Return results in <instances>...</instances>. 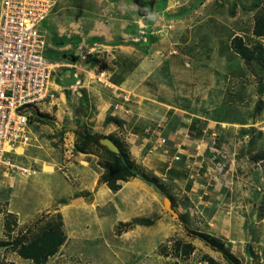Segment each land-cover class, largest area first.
Segmentation results:
<instances>
[{
    "label": "crops",
    "instance_id": "crops-1",
    "mask_svg": "<svg viewBox=\"0 0 264 264\" xmlns=\"http://www.w3.org/2000/svg\"><path fill=\"white\" fill-rule=\"evenodd\" d=\"M155 1L157 4L163 0ZM179 1L183 4L178 5ZM202 1L191 0L189 4L187 0H166L163 11L168 14L166 23L190 24L188 30L170 28L163 16L157 17L161 24L150 26V44L145 49L129 42L139 27L133 25L134 17L129 11L132 8L122 3L116 6L109 3L104 9L101 0L83 2L82 7L86 5V13L91 12L92 19L66 33L53 27L57 10L42 23L44 27L40 25L47 56L54 53L57 58H66L59 52L70 48L67 44L94 40L98 47L101 45L112 54L116 67L107 81L111 88L96 81L94 66L78 72L69 69L70 74L64 76V71L59 70L52 84L55 99L52 104L40 106L37 113L61 112L70 114L69 119L78 115L80 122L68 126L69 134L75 137L74 132L81 127L107 137L127 154L137 173L136 178L118 182L120 188L114 193L100 183L103 173L100 159L88 152L79 153L69 164L74 180L70 179L73 184L69 187H55L56 176L50 173L56 165H50L51 158L35 157L38 169L30 178L9 177L8 183L17 182L18 187V192L13 193L17 198H12L20 202L16 206L14 200L10 201L8 213L20 216L21 224L28 223L42 210L51 209L61 216L67 232L64 227L66 239L56 256H91L88 257L91 260L93 256L103 258L102 253L108 249L106 257H115L119 264H124L126 257L130 258L127 264H171L172 261L164 263L166 257L155 249L156 244L168 242L170 236V226H164L170 220L163 208L164 198L170 200L178 218L183 207L195 215L202 209L211 210L209 201H213L211 207L219 206L214 201L218 198L217 188L209 180L208 168L213 164L209 158L221 155L228 161L236 153L246 155L243 136L258 134L250 118V105L252 101L260 102L263 108L258 113L263 111L264 78L256 82L246 62L232 50V40L240 37L239 30L235 33L236 27L230 28L233 23L227 26L231 36L220 39L223 42L218 40L217 26L209 29L202 25L213 17L212 13L203 14ZM171 3L175 12L170 10ZM188 10L190 14H186ZM190 16L198 18L195 24L190 22L192 19L188 21ZM190 31L196 39L183 35ZM257 40L264 48V35ZM210 47L217 53H210ZM219 51L225 55L219 56ZM185 57L192 59L191 66L183 63ZM220 65L236 67L237 74L229 68L213 69ZM71 79L82 80L89 98V110L83 109V113L69 109L65 91L75 88L68 85ZM74 96L70 100L76 103ZM110 117H115V121ZM140 119L143 121L139 122ZM157 125L161 127L157 129ZM141 128L144 131L139 135ZM23 158L16 160L21 163ZM161 224L163 233L159 235ZM90 242L96 243L94 252L87 250ZM209 251L204 254L215 261L214 253Z\"/></svg>",
    "mask_w": 264,
    "mask_h": 264
},
{
    "label": "rangeland",
    "instance_id": "rangeland-1",
    "mask_svg": "<svg viewBox=\"0 0 264 264\" xmlns=\"http://www.w3.org/2000/svg\"><path fill=\"white\" fill-rule=\"evenodd\" d=\"M70 1L60 0L56 7L57 0H53V8L50 12L51 15L55 10L59 12L53 27L59 31H64V33H66V31H73L78 28V24L81 23V25H83L92 19V13H86V5L82 7L83 2L89 4L90 0ZM101 1H104V9L106 7L105 5L109 3L114 4V6L122 3L126 8H132V10L129 9V11L134 17L135 23L133 22V25L138 26L139 31L129 39L131 44L150 41L147 39L150 26H152L153 23L158 24L161 21L157 17L163 16L164 23L168 22V14H164L163 12L167 5L166 0H163L164 2L158 1L157 4L155 0ZM187 1L189 4L191 3V0ZM182 4L183 2L179 1L178 5ZM200 6L204 7V15L207 13L213 14V17L206 20L202 25L208 26L209 29L211 26H217L218 29H220L218 38L219 42H223L220 39L223 38L226 40L231 36V27H236L235 33L239 30L238 35L240 37H236V40L239 39L242 44L254 51V58L251 62L249 61L244 64L247 65L250 74L254 75L256 82L261 80L262 77L264 78V56H262L264 48L258 43L257 38L259 36L255 34V28L261 24L259 17L261 15L264 16V0H246L245 3L243 0H203L202 3H200ZM174 7L175 5L171 3V12L176 11ZM109 8L112 9V7ZM214 10H217L218 13H213L212 11ZM171 12L170 14L172 16ZM50 14L48 17L51 16ZM131 14L128 13V17H130ZM186 14H190V10H188ZM197 19V17L191 18L190 16L188 21L191 20L190 22L195 24ZM230 23L233 24L229 28L227 26ZM102 24H104V22H102ZM166 24L170 26V28L177 27L181 32L188 30L187 27L190 25H182L179 24L178 21H172L171 24ZM43 25L45 24H42V26ZM88 27H90V24H88ZM241 33H244V35ZM183 35L188 38H195V34L191 31ZM191 38L190 40L192 42ZM81 43L88 44L89 46L96 45L94 40H85V42ZM75 44H67L70 48L59 52L62 55H67L66 58H57L54 53H51L48 56L46 55V57L52 62H57L59 60H64V62L69 61L66 64L73 63L74 66H79L78 70L81 68L85 69L87 66L88 68L94 66L96 67L94 69V74L98 75L104 73L105 80H103V82L106 83L111 72H113L116 67V62L114 61L112 54L102 49L101 45H99V47L96 45L97 48H94L90 55L86 56L85 59H81L75 56ZM212 47H210V53H217L215 48L212 49ZM97 49L98 51H95ZM176 52L179 51L177 50ZM218 53L219 56L225 55L223 51H219ZM185 58L186 60L184 59L185 62L183 63H187L186 67L191 66V63H193L192 59ZM61 61L59 63H61ZM219 68L221 70L229 68L234 74L237 72L236 67L233 68L225 65L222 67L220 65L213 69L219 70ZM69 69L64 70L62 75H69L70 73L67 72ZM78 70L75 71L78 72ZM254 73L261 74V77L259 78V75ZM75 75L77 77V73H75ZM77 81L79 84L76 86L74 85L75 88L70 89V91L66 90L65 95L68 100L69 109H75L77 113H83V109L89 110V98L85 93V87L83 86L82 80L77 79ZM98 83L107 88H111V86L107 84ZM72 94L75 95L76 103L71 102L70 100ZM262 108L263 104L257 101H252L250 105V118L253 126L256 127L255 131H257L258 134L255 136L247 134L243 136L245 138L243 141L246 149L245 156H242L244 154L243 152V154L240 153L241 155L236 153L235 157H228V161L221 157V155L220 157L209 158V160L213 161V164H210V166L208 165V171L210 174L209 180L214 183L217 188L216 192L218 198L214 201H217L216 204L219 206L213 208L211 207L213 201H209V208L211 210L202 209L201 211L196 212L195 215L183 207V212H181L182 210L180 211L181 215L179 218L178 214L172 207L171 209L176 213L177 218L166 212L167 216L170 217V220H166L164 226L165 228L167 225L170 226L169 240L168 242H161L158 246L156 244L157 242H155V249L158 254L161 253L163 257H166V259L163 260L164 263L172 261L171 264H203L204 258L208 257L204 253L210 250L214 253L215 259H218V262L215 260L218 264H264V120L262 119L264 118V109L261 113H258ZM126 109L127 108H124V110ZM126 113H128V110H126ZM57 115L54 111L52 114L36 113L32 115L30 118V128L32 131L31 142H29L26 147L16 150L13 160L15 161L18 157H25L20 164L37 170L38 163L34 161L35 157H42V160H48L51 158L49 162H52L53 164L50 163V165L56 166L54 172L50 174L56 176L57 180L54 181L56 184L55 187L62 189L64 186L69 187L73 184L72 181H74L71 177V169L69 168V165L64 166L63 163V157L68 148H72L75 155L90 152L100 159V164L109 162V158H107L105 151L95 143L87 142L76 136L73 137L71 133L69 134L68 126L72 125V123L76 124L80 122V120H78V115L74 114L72 119L68 118L70 114L59 112ZM109 119L115 121V117H110ZM142 121L143 120L140 119L139 122ZM160 127L161 126L157 125V129ZM143 131L144 130L141 128V130L138 131V134L140 135ZM250 137H253L254 139ZM80 147L82 149L80 150L81 152L78 151ZM240 149L241 148L237 147V150ZM239 155L240 157L237 158ZM76 158L77 157L75 156L74 159ZM29 160L34 161L36 164ZM104 172L103 169V173L100 176V183H102L101 179ZM12 176L18 178L31 177H24L20 174H3V172L0 171V264H33L29 260L22 261L23 259L17 255V250L14 244L20 237L24 240H30L34 236H37L44 230L50 228L52 225H57L58 219L56 217H58V214L53 213L51 209L42 210L32 218V220H29L28 223L21 224V222H19L20 216L8 213L10 201L14 200L13 204L16 206H18L20 202L18 199H14L17 198V194L13 196V193L18 192V187L16 186L17 182L8 183L9 177ZM70 179L72 180L71 182ZM6 183H8V186ZM212 187L215 189L214 186ZM189 214L191 217H188ZM61 223L63 233L64 227L65 232H67L66 226L63 225L62 218ZM162 227L163 225L161 224V226H159V235H162L163 233ZM205 238L210 239L212 243L210 244L209 241H205ZM179 241L185 244H190L193 247V250L189 255L181 256L180 254H177L179 252L175 251V242ZM95 246L96 243L90 242L87 245V250H90L89 252H94ZM162 251H164V254ZM108 254L109 250L107 249L102 253L103 258L93 256L91 260L88 259V257L91 256H87V258H67L62 257V254H59L57 256L55 255L53 259H49L46 264H119V260L115 257H106ZM129 261L130 258L126 257L123 263L127 264Z\"/></svg>",
    "mask_w": 264,
    "mask_h": 264
},
{
    "label": "built area",
    "instance_id": "built-area-1",
    "mask_svg": "<svg viewBox=\"0 0 264 264\" xmlns=\"http://www.w3.org/2000/svg\"><path fill=\"white\" fill-rule=\"evenodd\" d=\"M52 8L53 0H0V171L3 174L30 177L36 173L14 161V154L31 142L32 115L55 99L52 91L55 75L59 70L79 68L46 57V43L39 27ZM94 48L96 45L79 44L75 56L85 59ZM96 80L104 83L105 74L96 75ZM78 84L76 80L75 86ZM75 156L73 149L68 148L63 157L64 166Z\"/></svg>",
    "mask_w": 264,
    "mask_h": 264
},
{
    "label": "trees",
    "instance_id": "trees-1",
    "mask_svg": "<svg viewBox=\"0 0 264 264\" xmlns=\"http://www.w3.org/2000/svg\"><path fill=\"white\" fill-rule=\"evenodd\" d=\"M260 23L257 28H255V34L257 36L264 35V16L261 15L259 17ZM232 50L237 53L246 63L251 62L254 58V51L250 50L247 46L242 44V42L236 37L232 40ZM261 54V53H260ZM264 56V53H262ZM76 137L82 140H85L90 143H95L97 146L102 148L109 158V162H104L100 164V166L104 169V174L102 176V183L106 184L112 192L118 191L120 186L117 184L118 182H126L131 178H136L137 173L134 171L132 164L129 162L127 154L120 148L119 154H113L109 152L106 148L101 146L98 143L99 139L107 138L103 135L99 134H91L85 128H78L75 132ZM81 147L78 149L79 152ZM149 184H153L150 181H147ZM58 219L57 225H52L50 228L44 230L37 236H34L30 240H24L20 237L14 244L17 250V255L23 260H29L33 264H46L49 258L54 256L59 248L65 242V235L62 230L61 217L58 215L56 217ZM205 241H209L210 244L212 241L210 239L205 238ZM193 250V247L190 244H185L182 242H175V251H178V255L181 256L189 255ZM206 264H218L213 259L206 257L204 259Z\"/></svg>",
    "mask_w": 264,
    "mask_h": 264
},
{
    "label": "water",
    "instance_id": "water-1",
    "mask_svg": "<svg viewBox=\"0 0 264 264\" xmlns=\"http://www.w3.org/2000/svg\"><path fill=\"white\" fill-rule=\"evenodd\" d=\"M75 82V79H71L70 82H68V85H72ZM99 144L101 146H103L104 148H106L109 152L118 155L119 154V150L117 148V146L108 138H104V139H100L99 140ZM163 208L164 210L169 213L171 216L177 218L176 213L171 209V203L170 200L168 198H164L163 200Z\"/></svg>",
    "mask_w": 264,
    "mask_h": 264
},
{
    "label": "clouds",
    "instance_id": "clouds-1",
    "mask_svg": "<svg viewBox=\"0 0 264 264\" xmlns=\"http://www.w3.org/2000/svg\"><path fill=\"white\" fill-rule=\"evenodd\" d=\"M149 35H147V39H149ZM79 44H82V43H78V44H76L75 46H77V45H79ZM149 44H150V41L149 42H141V43H138V44H136L137 46H142V47H144V48H146V47H149ZM76 81V80H75ZM75 85V82H74V84H72L71 86H74ZM104 139V138H103ZM76 156H78V155H76ZM206 264V263H205Z\"/></svg>",
    "mask_w": 264,
    "mask_h": 264
}]
</instances>
